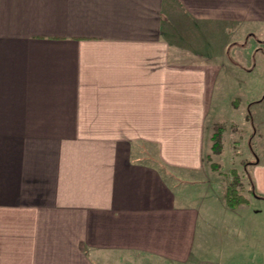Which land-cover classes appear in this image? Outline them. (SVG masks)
<instances>
[{
  "label": "crops",
  "instance_id": "obj_1",
  "mask_svg": "<svg viewBox=\"0 0 264 264\" xmlns=\"http://www.w3.org/2000/svg\"><path fill=\"white\" fill-rule=\"evenodd\" d=\"M218 25L263 26L264 0H0V264L199 263L193 187L164 170L207 178L225 60L180 51ZM262 149L225 209L264 201ZM244 225L217 264H264V218Z\"/></svg>",
  "mask_w": 264,
  "mask_h": 264
},
{
  "label": "rangeland",
  "instance_id": "obj_2",
  "mask_svg": "<svg viewBox=\"0 0 264 264\" xmlns=\"http://www.w3.org/2000/svg\"><path fill=\"white\" fill-rule=\"evenodd\" d=\"M205 27L200 34L205 35L204 45L194 46L191 51L173 50V55L178 56L176 51H180L189 59L196 56V49H199V52H203L200 58L209 53L219 55L225 60L218 82L214 110L207 119L204 164L207 178H202L201 184L194 187L181 183L177 171H164L169 182L177 186L178 192L186 186L193 187L188 192L195 197L192 203L200 211L195 253V258L199 260L197 264H217L221 260L228 262L229 243L234 247L230 250L231 253L236 252L234 249L242 247V234L246 229L244 222L247 217L264 218V201L253 198H250V209H247V213L243 211L245 209L239 212L225 209L226 189L232 181L231 172L237 171L243 183L245 197L249 198L252 196L250 164H255L259 159L263 161L264 25L238 28L225 25ZM251 31L254 35L252 37L249 36ZM233 41L237 42L239 48L228 51L234 44ZM244 67L250 72H241L240 68ZM219 135L221 139L218 153L215 137ZM245 261L246 264H252L257 258L253 260L245 257Z\"/></svg>",
  "mask_w": 264,
  "mask_h": 264
},
{
  "label": "trees",
  "instance_id": "obj_3",
  "mask_svg": "<svg viewBox=\"0 0 264 264\" xmlns=\"http://www.w3.org/2000/svg\"><path fill=\"white\" fill-rule=\"evenodd\" d=\"M216 147L218 153L220 152V139L221 136H216ZM215 148V147H214ZM232 181L229 183L226 189L225 201L227 207L231 210H237L240 206L248 204L249 200L245 197L243 183L236 170L231 172ZM250 194L256 196V193L251 189Z\"/></svg>",
  "mask_w": 264,
  "mask_h": 264
}]
</instances>
